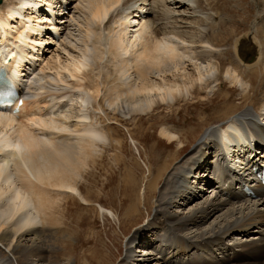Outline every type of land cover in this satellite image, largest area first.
<instances>
[{"label":"bare ground","instance_id":"obj_1","mask_svg":"<svg viewBox=\"0 0 264 264\" xmlns=\"http://www.w3.org/2000/svg\"><path fill=\"white\" fill-rule=\"evenodd\" d=\"M57 2L0 3V70L21 82L23 95L17 113H0V264H20L15 254L21 250L41 260L63 201L88 203L80 181L100 144L115 140L99 125L108 109L133 118L162 104L171 110L178 98H202L213 84L216 96L224 64L225 81L239 86L243 101L251 86L264 88V30L257 36L253 22L243 34L234 33L215 0H87V12L77 4L79 14L71 11L80 37L69 47L52 40L67 22ZM44 4L59 26L38 12ZM259 25L264 29V13ZM53 45L60 51L49 50ZM230 47L234 58L225 56ZM48 51L53 54L45 58ZM250 106L206 128L194 123L171 129L172 115L163 116L158 134L176 146L163 161L151 159L136 201L154 213L128 237L121 264H264V187L252 171L264 163V98L258 112ZM202 113L195 116L202 120ZM16 143L22 154L8 151ZM188 144L193 148L180 158ZM240 156L237 167L233 160ZM244 184L253 186L252 195ZM132 188L136 195L137 186ZM132 212L134 221L137 205L123 216ZM38 257L31 264H40Z\"/></svg>","mask_w":264,"mask_h":264},{"label":"rangeland","instance_id":"obj_2","mask_svg":"<svg viewBox=\"0 0 264 264\" xmlns=\"http://www.w3.org/2000/svg\"><path fill=\"white\" fill-rule=\"evenodd\" d=\"M2 1L0 0V3ZM85 2L87 0L70 1L69 13L76 10L73 8L76 4L82 10L84 9V12H87L88 4H85ZM214 5L218 8L216 11H219L221 15H225L223 18L229 17V20L226 19L227 21H225L224 18L222 22L226 26H231L232 29L235 28L234 33L236 31V34H243L250 26L249 24L253 22L257 23L259 28L256 31L257 36L263 32L261 31L264 30L263 25L260 26L259 23L264 13V0H215ZM69 13L65 23L66 30H63L59 38L67 47L70 46L69 42L74 43L76 38L80 37V27L76 25L77 20L75 17L72 19V13ZM77 14L79 13L77 12ZM231 22L232 25H230ZM170 38L175 41L174 36L171 35ZM176 44L181 45L175 41ZM247 46H249L247 43H243L242 52L249 59V47ZM55 48L60 51L58 45L57 47L56 45L50 46L49 50H54ZM232 51L230 47L228 54L225 55L226 58H234L236 51ZM51 54L53 52H46L45 58ZM224 66L226 65L224 64ZM224 66L222 65L219 73L222 81L220 84L222 93H215L216 96L213 93L216 90L214 86L216 84H213L210 88L203 89L204 96L202 98L198 96L195 99H193L195 96H192V98L190 96L178 98V100L173 102L171 110L166 107V104H162L157 106L158 109L155 107V110L148 114H137L133 118V115L114 114L111 109H108L107 118L103 117L104 121H101L99 125L102 128L103 126L105 127L103 130L105 129L104 131L107 134L110 133L111 136H115V140L107 139L100 144V153L95 156V164H92L91 161L89 162L84 177L80 181V189L88 203L79 201L77 198L64 200L62 207L58 209L56 214L58 223L54 226L53 236L51 239H46L48 242L45 240L46 246L49 248H46L42 261L38 257V253L35 252L28 255L29 252H22L21 250L17 254L14 253L19 263L31 264L38 257L40 264H121L126 255L125 247L128 237L136 227H142L143 224H147L154 213L151 208L143 204V201L141 203L136 201L137 194L139 197L142 196L145 178L149 177V170L152 168V165H150V163L152 164L151 159L155 158L163 161L167 155L172 154L176 146L173 142V147H169L166 140L158 134L160 124H164L163 116L165 114L172 115L169 122L174 127L170 128L182 130L190 125L193 126L194 123L205 128L210 124L217 123L222 125L224 119L226 121L232 114L241 110L242 107L249 105H251L250 107L254 109L255 113L259 111L257 107L260 98H264V88L260 85L257 88L258 83L251 86L246 91L247 99L243 101L244 98L239 86L233 89L225 81L224 69L226 68ZM262 74H264V66H260L259 69V75ZM224 93L226 95H223ZM211 97L213 99L208 104V100ZM249 99L253 100L249 101ZM233 105H236L237 108L233 107ZM180 109H182V112H180ZM201 110H203L204 119L199 120L198 116L195 115L201 116ZM114 116H116L118 121L111 119ZM193 145L188 144L185 146L181 150L182 152L180 151L178 154L179 157H186ZM133 184L138 188L136 195L133 192ZM209 192L210 188L203 193ZM133 205H137V209L140 212V216L134 221L133 212L129 213L130 217L123 216V213L131 209ZM135 250L139 251L141 248L137 246Z\"/></svg>","mask_w":264,"mask_h":264},{"label":"snow or ice","instance_id":"obj_3","mask_svg":"<svg viewBox=\"0 0 264 264\" xmlns=\"http://www.w3.org/2000/svg\"><path fill=\"white\" fill-rule=\"evenodd\" d=\"M82 67L83 66H81V68H78L77 71H81ZM65 71L67 72L68 70L65 69ZM69 76L72 79H75L74 76H71V73H69ZM61 83H63V81H61ZM8 151H11V152L16 153V154H22L24 151V148L22 147V145L20 143H16V144L12 145L11 149H9Z\"/></svg>","mask_w":264,"mask_h":264}]
</instances>
